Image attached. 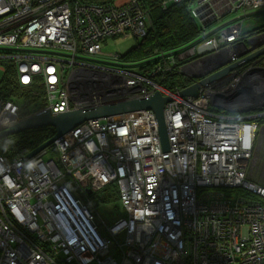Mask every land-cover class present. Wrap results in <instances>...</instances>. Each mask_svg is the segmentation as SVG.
I'll list each match as a JSON object with an SVG mask.
<instances>
[{"label":"built area","instance_id":"built-area-1","mask_svg":"<svg viewBox=\"0 0 264 264\" xmlns=\"http://www.w3.org/2000/svg\"><path fill=\"white\" fill-rule=\"evenodd\" d=\"M263 8L264 0H196L193 14L205 24L242 15L211 31L203 24L183 54L193 66L188 74L237 61L244 36L264 39V30L243 33L251 26L243 19ZM149 19L140 0H0V72L14 63L22 86L43 89L42 106L24 115L0 95V132L35 113L81 107L101 92L108 96L101 100L169 97L167 149L147 109L86 120L30 158L0 153V264H264V185L248 175L264 93L250 107L255 112L212 104L236 88H259L263 66L245 68L242 75L257 73L254 81L235 86L226 77L193 97L181 95L192 82L181 89L163 83L167 64L146 67L119 53L115 63L91 59L111 39L146 36ZM113 182L125 216L104 229L90 195ZM223 187L245 193L228 196Z\"/></svg>","mask_w":264,"mask_h":264},{"label":"trees","instance_id":"trees-1","mask_svg":"<svg viewBox=\"0 0 264 264\" xmlns=\"http://www.w3.org/2000/svg\"><path fill=\"white\" fill-rule=\"evenodd\" d=\"M86 4H112L116 0H75ZM194 0H140L149 9L150 20L146 36L136 39V43L126 52L121 54L125 61L155 66L167 64L171 70L162 79L163 83L172 88H183L189 84L190 77L181 73L180 68L187 61L184 56L185 49L196 41L200 35L203 23L192 14L191 5ZM167 5L163 7L164 5ZM261 13L260 11H257ZM264 30V20L256 22L243 33ZM168 56H172L168 58ZM260 64L264 65V57ZM6 71L0 80V95L5 99L13 100L20 106L21 115L33 112L36 106H42L38 101L43 92L42 85L33 84L22 86L16 76L14 63H5ZM36 103L34 104V100ZM28 106V107H27ZM221 112H229L218 109ZM262 118V117H261ZM260 121L262 122V119ZM56 133L53 126H39L7 135L0 139V153L7 160L20 155H25L47 141ZM222 191L228 196L245 193L241 188L223 187ZM91 198V196H90ZM93 198V199H92ZM92 202L97 206L120 204V195L116 183H110L100 193L92 195Z\"/></svg>","mask_w":264,"mask_h":264},{"label":"water","instance_id":"water-1","mask_svg":"<svg viewBox=\"0 0 264 264\" xmlns=\"http://www.w3.org/2000/svg\"><path fill=\"white\" fill-rule=\"evenodd\" d=\"M207 25V24H206ZM240 44L243 46V52L240 53L239 59L235 62L228 63L231 59L221 63L219 65L212 64L210 69L205 73H195L189 75L188 73H193V66L187 68L184 67L181 73L190 77L191 85L186 87L181 91L183 96H193L196 97L199 90L203 87L209 86L216 82L218 79L226 78L232 70L238 69V67H243L244 64H248L251 61H258L257 58L264 54V39H260L259 36L253 37H242ZM188 57V56H186ZM264 73V67L262 68ZM233 74L229 80H236L235 86L240 84L244 79H250L252 81L256 80L258 75L255 71L247 72L241 75L239 78L235 77ZM235 77V78H234ZM230 89H234V86ZM241 88H236L234 92L226 96L223 100H219L220 97L216 96L212 99V104L224 110H231L237 105V96L241 98L240 90ZM251 91H257L252 89ZM108 97L104 92H101L99 98ZM169 100V97H165L161 92H156L152 96L145 98H127V99H108L103 98L99 104H85L81 107L72 109L70 111L61 112L58 115H53L49 111L35 113L25 119H22L18 123L11 125L8 129L0 132V138L7 135L15 134L26 129L39 127V126H53L56 128V133L47 141L33 149L25 157L30 158L37 154L39 151L46 149L51 146L55 139L62 138L64 134L70 131L74 126L82 123L88 119L102 118L110 115L134 112L138 110H153L156 114L159 131L161 135L162 144L165 149L168 148L167 141V131L164 118V105ZM253 110L244 109L238 112H249ZM92 191L89 190V193Z\"/></svg>","mask_w":264,"mask_h":264},{"label":"rangeland","instance_id":"rangeland-1","mask_svg":"<svg viewBox=\"0 0 264 264\" xmlns=\"http://www.w3.org/2000/svg\"><path fill=\"white\" fill-rule=\"evenodd\" d=\"M69 1L74 2L75 0H69ZM116 3H119V2H116ZM165 6H167V5H164L163 7H165ZM260 12L261 13L253 15L250 18L243 19V25L244 26H246V25L252 26L256 22H260V21L264 20V8L262 10H260ZM241 15H242L241 13H231V14L225 16L222 22H227V21L236 19V18L240 17ZM149 16H150V19H149V24H150V20L152 22L154 17H153V15L152 16L149 15ZM222 22H214L211 26L208 27L209 31L214 30L217 27H219ZM136 39L137 38L134 36H129L127 38L117 37V38L111 39L110 41H108L105 44L104 48L102 49V53L100 55H96L92 58L91 57H87V58H91V59L97 60L99 62H107V63L113 62V63H115L112 59L113 55L116 53H119L121 55V54H125L126 52H128V50L136 43ZM77 50L79 52H82L81 48H79V47H77ZM50 51H55V50H50ZM56 52L67 54L66 51H61V50H57ZM263 57H264V54L257 58L258 61H254V62L258 63L259 65H262L259 63V61H261L263 59ZM254 62H250L248 64L246 63V64H244L243 67H238L237 72L229 73V75L226 77L230 78L233 74H236L235 77L239 78L242 75V73L244 72L245 68H249L248 65H250L251 63H254ZM1 77H2V72H0V79H1ZM218 80H220V79H218ZM244 82H245V80H242L241 83H244ZM240 90L241 91L239 93L241 95V98H238V96H237V105L235 107H233L230 110V112L231 111L232 112L233 111L238 112V111H241L244 109L253 110V108H250V107L257 105L256 102L259 100L260 95L262 93H264V81H262L261 86L256 89L257 91L253 92L250 89H248L246 91H243L242 89H240ZM100 101H101V99L99 97H94L90 101H83L81 104L85 105V104H87V102H91V104H97ZM36 107H39V105H37ZM257 109H259V108H257ZM261 119H262V122L260 121V125L257 129V135H256V140H255V144H254V151H253V159L251 160V162L249 164L248 175L256 183H258L260 185H264V118H261ZM2 138H0V139H2ZM50 156H51V153H48L45 155V158H49ZM101 190H97V191H95V193L91 194L90 195L91 198H92V195H94L96 193H100ZM91 198H90V206L92 207V210L95 214L96 220L100 224L101 228L106 229V227L111 225L115 220L125 216V209L121 204H119L118 206H116V205H109V206L101 205V206L96 207V204H94L92 202Z\"/></svg>","mask_w":264,"mask_h":264},{"label":"crops","instance_id":"crops-1","mask_svg":"<svg viewBox=\"0 0 264 264\" xmlns=\"http://www.w3.org/2000/svg\"><path fill=\"white\" fill-rule=\"evenodd\" d=\"M121 0H116V2H120ZM196 7V0L193 1L192 5H191V9H192V12H193V9ZM229 14H225V16H227ZM200 19V18H199ZM204 26L206 25L205 23H203ZM208 25V24H207ZM202 26V28L204 27ZM250 27V26H249Z\"/></svg>","mask_w":264,"mask_h":264},{"label":"clouds","instance_id":"clouds-1","mask_svg":"<svg viewBox=\"0 0 264 264\" xmlns=\"http://www.w3.org/2000/svg\"><path fill=\"white\" fill-rule=\"evenodd\" d=\"M192 14H193V12H192ZM193 15H194V14H193ZM194 16H195V15H194ZM196 17H197V16H196ZM212 24H213V22L209 23V24H208V27L211 26ZM251 62H254V61H251ZM249 63H250V62H249ZM261 66H263V65H261ZM263 67H264V66H263ZM190 83H191V82H190ZM190 83H189V84H190ZM256 109H257V108H256ZM256 109H255L254 111H249V112H255ZM242 113H245V112H242ZM262 118H264V116H263Z\"/></svg>","mask_w":264,"mask_h":264},{"label":"bare ground","instance_id":"bare-ground-1","mask_svg":"<svg viewBox=\"0 0 264 264\" xmlns=\"http://www.w3.org/2000/svg\"><path fill=\"white\" fill-rule=\"evenodd\" d=\"M88 120H89V119H88ZM85 121H86V120H85ZM83 122H84V121H83ZM83 122H82V123H83ZM80 124H81V123H80ZM76 126H77V125H76ZM74 127H75V126H74ZM72 129H73V128H72ZM72 129H71V130H72ZM68 132H69V131H68ZM54 135H55V134H54ZM57 139H60V138H57ZM55 140H56V139H55ZM55 140H54V141H55Z\"/></svg>","mask_w":264,"mask_h":264},{"label":"flooded vegetation","instance_id":"flooded-vegetation-1","mask_svg":"<svg viewBox=\"0 0 264 264\" xmlns=\"http://www.w3.org/2000/svg\"><path fill=\"white\" fill-rule=\"evenodd\" d=\"M260 32V31H259Z\"/></svg>","mask_w":264,"mask_h":264}]
</instances>
